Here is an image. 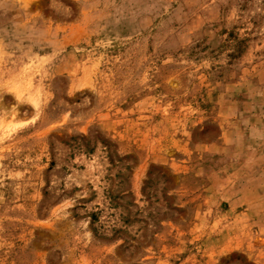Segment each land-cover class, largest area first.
<instances>
[{
  "label": "rangeland",
  "instance_id": "374dc122",
  "mask_svg": "<svg viewBox=\"0 0 264 264\" xmlns=\"http://www.w3.org/2000/svg\"><path fill=\"white\" fill-rule=\"evenodd\" d=\"M0 264H264V0H0Z\"/></svg>",
  "mask_w": 264,
  "mask_h": 264
},
{
  "label": "crops",
  "instance_id": "0c3cea01",
  "mask_svg": "<svg viewBox=\"0 0 264 264\" xmlns=\"http://www.w3.org/2000/svg\"><path fill=\"white\" fill-rule=\"evenodd\" d=\"M175 204L183 205L184 203H181V201L178 199L175 200ZM237 217L238 214L236 213V218ZM184 220L185 219H183V221ZM179 225H181V221L178 220L165 219L161 222L159 231L156 233L155 237V247L158 249V251L162 253H171L173 251L181 252L183 250H186V247H188L189 245L188 242L191 239L190 231H182L181 229H179ZM171 239L175 240V242L169 243ZM225 249L226 246L218 245L213 249L211 248V251L222 253ZM161 256L162 255L159 256V261L162 258Z\"/></svg>",
  "mask_w": 264,
  "mask_h": 264
}]
</instances>
